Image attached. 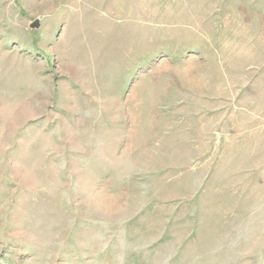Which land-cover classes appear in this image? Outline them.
Segmentation results:
<instances>
[{"label":"rangeland","instance_id":"rangeland-1","mask_svg":"<svg viewBox=\"0 0 264 264\" xmlns=\"http://www.w3.org/2000/svg\"><path fill=\"white\" fill-rule=\"evenodd\" d=\"M0 264H264V0H0Z\"/></svg>","mask_w":264,"mask_h":264},{"label":"bare ground","instance_id":"bare-ground-1","mask_svg":"<svg viewBox=\"0 0 264 264\" xmlns=\"http://www.w3.org/2000/svg\"><path fill=\"white\" fill-rule=\"evenodd\" d=\"M113 41H114V43H113ZM123 44H124V41L122 38L116 37V39H115V38L111 37L110 38V48H108V49L110 52H116L121 47V45H123Z\"/></svg>","mask_w":264,"mask_h":264},{"label":"water","instance_id":"water-1","mask_svg":"<svg viewBox=\"0 0 264 264\" xmlns=\"http://www.w3.org/2000/svg\"><path fill=\"white\" fill-rule=\"evenodd\" d=\"M39 27V22L38 21H34L31 25L30 28L31 29H37Z\"/></svg>","mask_w":264,"mask_h":264}]
</instances>
